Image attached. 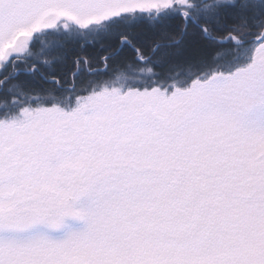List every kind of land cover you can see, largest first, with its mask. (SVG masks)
<instances>
[{
  "label": "snow or ice",
  "instance_id": "6c2138e0",
  "mask_svg": "<svg viewBox=\"0 0 264 264\" xmlns=\"http://www.w3.org/2000/svg\"><path fill=\"white\" fill-rule=\"evenodd\" d=\"M0 264H264V0H0Z\"/></svg>",
  "mask_w": 264,
  "mask_h": 264
},
{
  "label": "trees",
  "instance_id": "16d2710c",
  "mask_svg": "<svg viewBox=\"0 0 264 264\" xmlns=\"http://www.w3.org/2000/svg\"><path fill=\"white\" fill-rule=\"evenodd\" d=\"M71 47V45L69 46ZM88 51H92V49H88ZM95 67V65H94ZM56 68L58 71V74L61 75V78L65 81H67L65 86H69L72 80L71 73L75 70L74 66L72 64V54H69L67 60L63 63L57 62Z\"/></svg>",
  "mask_w": 264,
  "mask_h": 264
}]
</instances>
